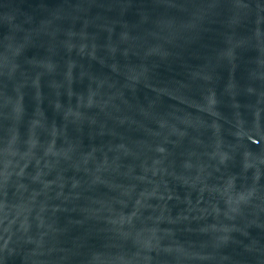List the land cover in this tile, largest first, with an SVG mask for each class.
Returning a JSON list of instances; mask_svg holds the SVG:
<instances>
[{
  "label": "water",
  "instance_id": "obj_1",
  "mask_svg": "<svg viewBox=\"0 0 264 264\" xmlns=\"http://www.w3.org/2000/svg\"><path fill=\"white\" fill-rule=\"evenodd\" d=\"M0 264H264V0H0Z\"/></svg>",
  "mask_w": 264,
  "mask_h": 264
}]
</instances>
